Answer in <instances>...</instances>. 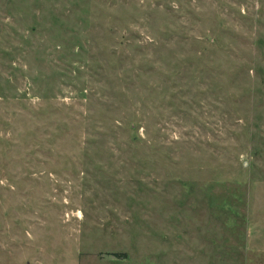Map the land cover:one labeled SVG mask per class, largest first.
Segmentation results:
<instances>
[{
  "label": "rangeland",
  "instance_id": "1",
  "mask_svg": "<svg viewBox=\"0 0 264 264\" xmlns=\"http://www.w3.org/2000/svg\"><path fill=\"white\" fill-rule=\"evenodd\" d=\"M0 264H264V0H0Z\"/></svg>",
  "mask_w": 264,
  "mask_h": 264
}]
</instances>
